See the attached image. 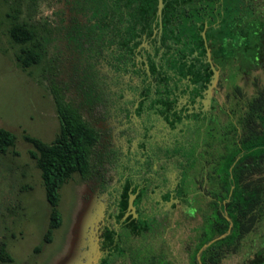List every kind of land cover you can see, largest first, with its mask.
Masks as SVG:
<instances>
[{
  "label": "flooded vegetation",
  "instance_id": "1",
  "mask_svg": "<svg viewBox=\"0 0 264 264\" xmlns=\"http://www.w3.org/2000/svg\"><path fill=\"white\" fill-rule=\"evenodd\" d=\"M48 2L49 19L38 24L39 32V26H46L42 30L46 48H54L47 59L67 65L66 84L72 86V93L66 96L99 132L97 169L89 179L78 174L84 183L81 211L90 201L98 206L99 199L105 203L96 231V264H195L192 254L202 264L201 252L212 243L208 264L230 260L264 264V147L250 153L246 143L242 146V190L255 191L257 197H244L233 237L230 201L219 200L216 192L223 189L219 175L207 178L201 156L213 157L215 166V151H222V143L224 154L229 153V130L236 123L230 101L218 88L221 79L231 80L236 72L230 62L223 71L213 61L205 34L219 23L222 0ZM192 30L200 32L201 47L185 36ZM169 53L181 61L185 54L188 64L200 67L202 77L209 80L201 96L190 99L194 89L187 83L197 74L162 73L169 69ZM212 68L217 70V81L205 108ZM237 78L241 80L242 74ZM62 83L66 85L65 78ZM242 91L246 94V88ZM214 104L218 107L212 111ZM207 126L223 136L213 135L206 154ZM192 150L195 162L190 166L185 157ZM234 185H229V194ZM223 226L225 231L217 233ZM75 227L67 253L54 264L72 260L84 250L71 247Z\"/></svg>",
  "mask_w": 264,
  "mask_h": 264
},
{
  "label": "trees",
  "instance_id": "2",
  "mask_svg": "<svg viewBox=\"0 0 264 264\" xmlns=\"http://www.w3.org/2000/svg\"><path fill=\"white\" fill-rule=\"evenodd\" d=\"M222 2L220 7L223 12L218 11L219 14H222L219 23L210 31L205 32L206 39L210 42L213 61L223 71L230 62L232 72H236L237 76L242 74V85L235 83L240 80L237 76H232L231 80L221 79L218 84V88L223 89L221 92L225 99L230 101V109L236 120L229 130L231 133L230 154H224L225 144L222 143V151H215L218 155L214 160L215 166L211 165L213 157L210 160L207 155L202 154L201 156L205 159L207 178L211 179L213 173L219 175L221 186H223V189L220 188L216 192L219 200L228 199L230 201V215L234 219L233 232L230 235L233 237L235 231L238 230L237 219L242 213L240 210L242 211L241 208L244 206V197H257L255 191L242 190L240 177V170L243 166L242 159H240L242 146L246 143V149L253 153L257 152L258 148L264 147V84L260 82L261 78H264V0H222ZM45 27V25L39 26L41 31L39 32L38 25L26 21H17L11 25V37L14 42L20 45V52L15 56V59L16 64L21 68L26 70L30 66L36 65L47 55L46 40L42 35V30ZM185 36H188L191 42H197L201 47L203 39L199 31L192 30ZM188 45L185 49L188 47L186 50L191 52L192 47ZM170 49L172 48L169 46ZM200 53H203V50ZM48 62L51 63L49 60ZM166 64L169 69L162 70V73L170 74V70H173L183 74H197L195 79L187 80V83L188 86L192 84L194 89L190 99H194V96L197 95L201 96V91L205 89L209 80L202 77L200 67H197L193 62L188 64L185 54L181 61L169 53ZM57 65L58 63L52 64L47 71L49 73V90L59 121L58 132L49 143L27 134L23 136L34 148L30 154L39 169L45 198L50 207L48 227L43 234L44 242L52 241L54 229L58 228L62 222L61 213L57 208L60 188L75 173L84 179H89L97 169V162L100 161L98 129L84 120L80 110L69 101L63 90L64 87L62 88L58 84L56 76L60 65L56 70ZM256 72H262V77L256 75ZM158 82L160 83V81ZM244 88H246V94L242 91ZM217 107L214 104L212 111ZM204 133L203 153L207 154L209 144L214 141L213 135L223 136V134L216 129L212 130L210 126L206 127ZM15 139L16 136L13 132L0 127V152L4 153L11 148ZM212 152L210 151V153ZM185 159L188 165L194 164L193 150ZM230 184L235 185L229 194ZM262 197L264 199V191ZM216 207L217 209L221 208L219 204H216ZM224 231L225 226L216 232ZM207 239L205 242L208 241ZM213 245L215 243L207 246L201 252L202 264H208V252ZM0 247V260L3 262L12 261L5 245L2 244ZM35 250L38 251L39 248L37 247ZM191 260L195 264L198 263L194 254L191 255Z\"/></svg>",
  "mask_w": 264,
  "mask_h": 264
},
{
  "label": "rangeland",
  "instance_id": "3",
  "mask_svg": "<svg viewBox=\"0 0 264 264\" xmlns=\"http://www.w3.org/2000/svg\"><path fill=\"white\" fill-rule=\"evenodd\" d=\"M49 9L52 7L48 0H0V127L16 136L14 145L0 152V246L4 244L12 257V261L0 260V264H54L67 253L82 208L79 205L84 183L75 173L59 190L57 208L62 216L61 225L54 229L51 242L43 241L50 207L39 169L30 154L34 148L23 136L27 134L49 143L58 132L47 71L57 62L44 60L49 58L46 55L40 63L26 70L21 68L15 59L20 45L13 41L10 28L17 21L40 25L49 19ZM53 51L54 48H47L50 54ZM59 65L57 82L71 96L72 86L66 84L69 70L64 63H58L56 70ZM64 78L66 85L62 83ZM235 83L242 85L241 80ZM218 98L222 99V95ZM233 261L227 264H234Z\"/></svg>",
  "mask_w": 264,
  "mask_h": 264
},
{
  "label": "water",
  "instance_id": "4",
  "mask_svg": "<svg viewBox=\"0 0 264 264\" xmlns=\"http://www.w3.org/2000/svg\"><path fill=\"white\" fill-rule=\"evenodd\" d=\"M162 3L160 1V7ZM207 56H209V51L207 50ZM209 61V59H208ZM213 69V78L210 81L207 89L205 90L206 99L204 100L205 108L210 103L212 96V88L215 86L217 81V70ZM104 198V196H103ZM134 198L133 194L129 196V206L133 208L132 200ZM105 203L102 199H99V206L95 205L93 201H90L84 211L78 215L75 228H77V233L74 235L71 247L84 248L83 251H78L63 264H96L99 258V250L97 244L96 231L98 227V222L102 219L104 214ZM90 233V235L88 234ZM210 243V242H209ZM208 243V244H209Z\"/></svg>",
  "mask_w": 264,
  "mask_h": 264
}]
</instances>
